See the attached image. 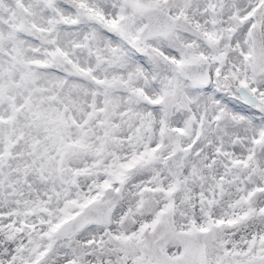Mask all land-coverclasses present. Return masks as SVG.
<instances>
[{
    "label": "snow or ice",
    "instance_id": "1",
    "mask_svg": "<svg viewBox=\"0 0 264 264\" xmlns=\"http://www.w3.org/2000/svg\"><path fill=\"white\" fill-rule=\"evenodd\" d=\"M0 264H264V0H0Z\"/></svg>",
    "mask_w": 264,
    "mask_h": 264
}]
</instances>
